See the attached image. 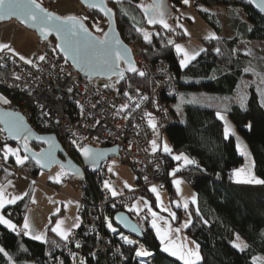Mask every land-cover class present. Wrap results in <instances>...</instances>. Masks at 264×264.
<instances>
[{
  "label": "trees",
  "instance_id": "trees-1",
  "mask_svg": "<svg viewBox=\"0 0 264 264\" xmlns=\"http://www.w3.org/2000/svg\"><path fill=\"white\" fill-rule=\"evenodd\" d=\"M76 1L78 3V0ZM41 3L48 7L47 4ZM143 3L144 0H122L119 3L117 0L109 1L110 7L116 13L122 39L129 46H140L148 63L154 66H169L177 80L176 95H162L176 121L167 128H163L159 123V128L161 136H167L174 153L185 154L195 162L182 167L178 173L196 191L197 202L191 204L184 212L179 209L174 224H179L182 213L187 212L191 217L186 234L199 244L201 260L197 264H256L254 258L257 255L264 257V185L238 184L234 181L235 172L233 179H229L231 169L235 168L236 171L243 164L244 158L238 151L235 138H225V124L218 118L217 113H225L230 117L249 145L255 174L264 180V57H252L237 48L241 40L264 41V15L257 13L247 0H189V4L200 9L203 19L219 32L222 29L219 15L205 12L202 8H227L230 12V28L234 35L231 38L225 36L204 39V51L187 67H182L181 56L174 45V41L186 38L182 31L165 28L158 22L149 24L141 13V21L135 22L124 16L119 9L121 4L140 6ZM167 4L169 10L174 13L187 6L183 0H168ZM86 11L85 21L91 28L96 23L106 22L98 12L87 9ZM169 15L165 21L170 26ZM144 32L151 34L150 43L144 39ZM51 41L55 45V40ZM217 48L219 52L216 51ZM57 55L63 59L58 53ZM116 81L117 88L112 94L120 105L118 116L125 117L135 113L149 126L152 139L154 130L148 123V118H152L151 112H155L157 116L158 112L155 102L149 99L157 80L151 79L147 73L141 77L130 72L124 79ZM180 97H183V121L174 107ZM137 104L139 107H136ZM123 105H127V108H122ZM148 113L151 116L147 115ZM37 131L47 134L38 129ZM5 143L15 145L8 139L0 141V156ZM29 145L31 150L35 149L33 151L42 148L38 144ZM159 153L165 160L169 174L177 162L170 153H165L161 148ZM21 155L24 156L22 152ZM121 162L133 167L136 183H140V170L130 162L122 159ZM40 172L30 159L20 165L16 163L13 155L8 160L0 158V175L3 180L17 173L36 178ZM5 173L8 174L5 176ZM103 184L104 179L100 173L93 175L82 194L87 200L94 201L97 199L99 187ZM166 187L174 202L177 193L172 182L169 181ZM141 195L146 196L151 204L155 205V197L150 189L142 191ZM28 204V199L20 201L5 209V214L20 226ZM107 210L112 217L122 211L120 207ZM149 222H144L141 228L142 242L155 253L150 264H184L163 250ZM51 229L52 223L48 227L45 243L23 235L19 228L17 231L20 234L17 235L16 232L0 225V248L8 254L0 253V264H50V260L64 254L66 244ZM237 236L246 242L245 250L241 251L233 246ZM90 240L92 245L94 237ZM132 253L133 248L124 252V256L129 258L127 264H133L130 259ZM88 264H107V261L104 258L90 259Z\"/></svg>",
  "mask_w": 264,
  "mask_h": 264
},
{
  "label": "built area",
  "instance_id": "built-area-1",
  "mask_svg": "<svg viewBox=\"0 0 264 264\" xmlns=\"http://www.w3.org/2000/svg\"><path fill=\"white\" fill-rule=\"evenodd\" d=\"M78 4V3H77ZM81 14H87L80 4ZM79 12V14H80ZM86 17V16H85ZM85 20V19H84ZM56 45L50 41H42L40 48L45 60L34 56L30 60H21L10 50L0 51V96L9 103L1 104L6 109L22 114L36 130L55 134L70 157L85 169L78 148L72 143L75 140L81 146L96 148H119L120 159L134 164L140 170L142 180L137 188L119 192L116 197L111 195L108 188L101 185L97 199L89 201L83 195L79 200L78 215L80 226L66 242L65 251L52 260L50 264H79L84 260L88 264L90 259L104 258L107 264H127L129 258L124 256L125 250L133 248L131 262L133 264H150L155 253L147 248L142 240L124 232L118 227L107 209L120 207L122 211L131 215L139 225L152 219L147 209L137 214L131 209L134 200L141 192L153 186L166 187L175 176L167 174L166 163L159 151L151 147V134L146 122L139 119L135 113L119 117V103L112 94L116 90L117 81L113 79L91 77L76 70L57 55ZM136 66L151 79H156V86L149 101H154L158 112V120L163 128H167L176 120L171 114L169 106L162 98L175 96L178 91L177 80L171 73L169 66L148 63L145 53L138 45L131 46ZM19 77V79H17ZM108 87H105V85ZM71 89V91H69ZM7 139L5 131L0 127V141ZM86 172V180L81 182L82 193L88 185L92 174ZM235 168L231 169L229 179H233ZM109 184L116 183L115 175L109 171L108 161L100 172ZM147 178V179H145ZM142 196V195H141ZM113 204L115 207H113ZM147 216V219L144 217ZM111 220L117 232L113 233L107 227ZM20 233L24 235V232ZM120 233L137 241L129 245L121 239ZM94 243L91 245V238ZM81 247L77 248L75 242ZM147 250L151 255L137 257L136 251ZM73 254L76 261H73Z\"/></svg>",
  "mask_w": 264,
  "mask_h": 264
},
{
  "label": "snow or ice",
  "instance_id": "snow-or-ice-1",
  "mask_svg": "<svg viewBox=\"0 0 264 264\" xmlns=\"http://www.w3.org/2000/svg\"><path fill=\"white\" fill-rule=\"evenodd\" d=\"M84 2L88 3L89 0H84ZM119 2L120 0H117V3ZM183 3L187 5L189 4V0H183ZM91 6L93 8H99L101 11H104L105 14L111 13L110 9L104 7V0H100L99 3H94ZM257 6L264 7V0H257ZM140 7H142L145 14L148 15L149 24H155L158 22L163 24L165 28L170 27L165 21L166 11L162 3L156 2V0H154L153 4L147 6L140 5ZM13 17L18 18L20 22L25 26L38 29L44 39H47L49 35L55 33L57 39L59 40V43L56 45V47L53 48V51L55 52L57 49H59V51L64 54L65 62H67L68 58H71L73 64H75L81 71H83L85 75L89 77V79H91L93 73L103 72L115 74L119 79H124L126 72L137 73L141 77L145 75L143 71H139L137 69L132 59L127 55L128 50L121 49L120 45L122 42L119 39L115 37H109L108 34H105L103 37L93 35V33L77 16L57 15L56 13L50 12L45 9L40 3L37 2V0H0V21L11 19ZM84 19H87V17H85ZM96 31L99 32L103 30L97 26ZM137 31L143 30L137 29ZM150 36V33L144 32V39L149 43L151 42ZM208 38L216 37L213 36ZM169 43L173 42L169 41ZM175 48L177 53H180L183 57L180 61L182 67H187V65L191 63V61L196 59L201 51H204L203 49H200L199 51L189 52L181 45H175ZM4 49H9L11 51L8 44H0V51H3ZM216 51L219 52L220 50L217 48ZM20 59L24 60L25 57L20 56ZM39 59L43 61L46 59V57L40 56ZM26 62L29 64L32 63L31 60H27ZM121 63L126 64L127 67L121 68ZM245 71H250V69H245ZM17 79H19V77H17ZM105 87H108V85L106 84ZM69 91H71V89H69ZM125 95H128V93H125ZM0 102L5 104L9 103V101L2 96H0ZM241 106L243 107V105ZM136 107H139V105L137 104ZM122 108L126 109L127 105H123ZM147 115L151 116L150 113H148ZM217 116L220 120L225 122V138H228L230 135H234V132L231 130L230 126L227 123L226 117L221 115L219 112L217 113ZM0 120H4L6 128L3 130L8 131L13 139H22L24 152H31V149L28 147V139L31 133L27 129H25L23 125V117L15 112H0ZM149 124L153 129L156 128V124L153 123L152 120H149ZM38 139L49 143V148L41 153L33 152L32 158L36 161V164L42 167H47L48 164L53 162L54 160V154L52 151L54 145L51 143V138L45 139L44 137H38ZM72 143L82 152L84 158L91 162L94 168L98 166L99 160L103 157L102 152H99L96 149L88 146H81L75 140H73ZM152 146L153 150L155 151L157 149L155 140L152 141ZM237 147L239 149L240 145L238 144ZM5 148V159H7L8 154L11 153L15 156L17 164L23 165L25 161L29 160L28 155H25L23 157L19 155L21 149H12L7 147V145H5ZM163 151L165 153L171 152V149L168 148L166 143L163 146ZM246 154V150L241 151V155ZM174 159L177 161L183 159L186 165L195 163L194 161L189 160L187 157H182L181 155L175 156ZM63 167L64 165L61 164V168ZM109 171H112V169L109 168ZM243 173V169H237L235 171L237 183L264 185V180L256 178L254 174ZM174 183L179 185L180 181L177 180ZM104 187L108 188L111 191V195L113 197H116L120 194L116 189L111 187L108 181L104 182ZM151 191L154 193L157 191L155 186L151 188ZM25 195H27V193H25ZM20 199H22V196H12L10 198H6L5 188L4 186L0 185V225L6 226L8 229L16 232L17 235L20 234L19 231H17V225H15L10 219H7L3 215V209H5L7 205L15 204ZM193 202H195V198H193ZM177 206H179V204H177ZM113 207H115L114 204ZM145 207H147L148 212L151 213V226L156 230V235L160 239L161 244L164 245L163 250L165 252H168L170 255L176 256L179 259L183 260L184 264H197V261L200 260L199 245H196L195 250L187 249L184 245H177L170 239L169 232L172 230L170 228L161 229V227L157 223V213L152 211L151 207L148 206L147 203L145 204ZM183 207L187 209L188 204L185 203ZM131 210L135 211L137 214H139V212L141 211L139 207H134ZM164 210L167 211V209ZM170 216L172 217V219H175L174 212H171ZM144 219H147V216H145ZM116 220L124 224L125 227L129 226L126 217H121L118 215L116 217ZM165 223H168V221H165ZM62 224L63 221L57 222L56 226L52 228L51 231L57 233L65 242H70L69 237L72 233V229L78 228L80 226L79 218H77V221L67 229L62 230ZM188 224H190V221L185 222L184 226L187 227ZM107 227L113 233H116L118 231L117 228L113 227L111 220L107 221ZM131 230L133 232H139V229L136 226H131ZM21 231H23L25 235H31L32 239L47 243L44 234H33L35 230L30 225L27 217H25ZM175 231L179 232L180 229L177 228L175 229ZM120 236L121 239L129 245L137 243V241L123 235V233H120ZM75 246L77 248L81 247L80 242L76 241ZM233 246L240 248L241 251L243 250V248L238 244H234ZM0 253L8 255L3 248H0ZM135 254L137 257H146L151 255V253L147 250H144L142 246L141 250L136 251ZM11 259L12 258L9 256V260ZM73 261H76L75 254H73ZM79 264H86V262L84 260H80ZM141 264H143V262H141Z\"/></svg>",
  "mask_w": 264,
  "mask_h": 264
},
{
  "label": "rangeland",
  "instance_id": "rangeland-1",
  "mask_svg": "<svg viewBox=\"0 0 264 264\" xmlns=\"http://www.w3.org/2000/svg\"><path fill=\"white\" fill-rule=\"evenodd\" d=\"M58 1L59 0H40V2L47 4L50 9L56 11L62 16L77 15L84 19L85 16L87 15L85 14V12H84V15L81 14L80 11H82V9L79 8L77 3L74 4L75 8L78 7L77 11H75L73 6H71V9L63 10L62 8H59L57 6L56 3ZM119 9L124 14V16H127L131 20L135 22L141 21V15H140L141 12L139 10V6H133L131 4H121L119 6ZM202 9L205 12L215 13L219 15V19L222 23L221 31L220 32L217 31L213 26H211L208 22H206L203 19V17L201 16L199 12L200 9L194 7L192 4H187V6L180 8L175 13L171 11V14L168 17L170 28L174 30L182 31L186 36V38L183 40L174 41V45H181L183 48H185L189 52H193V51H199L200 49L204 50L203 40L211 39L208 37L214 36L217 38V37L227 36L231 38L234 35V32L230 28V22H229L230 12L227 10V8L206 7ZM78 11L80 12V14ZM9 23H15L16 25L21 26V24L17 22L1 23L0 26L9 25ZM97 26L103 30L99 32L97 31V33L102 34L104 30L106 29L107 22L102 21L100 23H96L93 25L92 29L96 31ZM50 42L52 43L51 40ZM237 48L238 50L242 51L245 54L251 55L252 57H259V58L264 57V41H243L241 40ZM180 56L182 59L183 57L181 54ZM113 80H119V78H113ZM182 100H183V97H180L178 102L174 105V107L178 110L181 116V119L183 121L184 113L181 109L182 103H183ZM0 103L4 104L2 102ZM151 114H152V118L151 117L148 118V123H149V120H152V122L156 124V128L153 129L154 130L153 135H152L153 137L151 139L152 149H153V146H152L153 140H155L157 144L156 151H158L161 148V142H162V149L165 143L167 144L168 148L171 149V145H170V142L167 136L165 134L161 136L158 116L156 115L155 112H151ZM221 115L226 117L228 125L230 126L231 130L234 132L236 143L237 145L238 144L240 145V148L238 149L239 153L241 154V151H245V150L247 153L246 155H242L244 158V162L238 169H243L244 170L243 174L251 173V174H254L256 178L260 179L254 172V159H253V155L251 153L248 143L246 142L244 137L238 132V129L232 123V121L230 120V117L225 113H222ZM29 144L30 143H28V147H30ZM5 145H7V147L12 148V149H16V148L21 149V147L18 145H13L11 143H5L3 145L4 147L2 149V155L0 156L1 160L4 158V155H5V151H6ZM43 148L44 147L42 146L40 150L38 151L36 150L35 152H40ZM21 152H22V149L19 153V155L22 157ZM11 155H12L11 153L8 154L7 160L9 159ZM108 163H109V168L112 169L111 172L114 173L116 177V183L110 184L111 187L122 185V188H123L124 185H127L129 189L137 188L135 170L130 164L123 163L121 162V159L115 158V157L108 160ZM69 173L70 172L67 169L61 168L60 165H55L48 171H41L39 175L36 177V179L38 180V183H37L38 189L36 193L37 196L32 197V201H29L31 203H29L28 205L31 204L30 205L31 207H29L28 214L26 215V217L29 220L30 225L36 231L35 234H41L43 232L45 233V230H46L45 226L48 228V226L51 225L52 223V228H54L57 222L59 221H63V224L61 225L62 230L67 229L74 222L77 221V218H79V215L77 214L78 209H79V200L83 197L81 182L75 177L70 176ZM180 178H182L183 180H181L179 185L176 187L178 190V198H177L178 200H175L174 202L170 198V194H169L167 187L161 188L160 186H155V188L157 189L155 193L152 192L150 188V192L155 196L156 205H157L156 207L151 204V208L153 209L152 211L162 214V216L169 218L171 220L172 217L170 216V213L174 212L176 216L177 211L175 207L178 203H182V208H184L183 207L184 203H186L189 199L193 200V198H195V203L197 202L196 191L190 186V184L185 180L184 177L180 176ZM234 181L236 182V177ZM243 184H246V183H243ZM251 185H254V184H251ZM122 191H125V190L118 191V193ZM141 197L146 198V200H148L149 203H151V201L146 196H141V195L138 196L134 200V206L139 207L140 209L141 208L143 209V207H145L144 206L145 203H143L144 205L142 206ZM63 203H65V207ZM41 207H43V209ZM52 207H54L53 211H51ZM60 207H63V209L61 208L60 210ZM164 209H167V211H165ZM40 212L42 213L39 215ZM51 212L53 214L55 213V215L52 216L51 221L49 219L48 221H46L47 223H45V220H47L48 218H44V217L45 216L47 217L49 216V214H52ZM185 217H188V214L185 213L183 218ZM79 223H80V218H79ZM78 228H74V229L77 230ZM74 229H72V233L74 232L73 231ZM185 237H188V236H184V239H186ZM172 241H174V239ZM175 241L178 242L177 239H175ZM186 241H189V240H186ZM176 244L178 245V243ZM184 244L187 249H192V250H195L196 245H199L191 237H190V241L189 242L184 241ZM234 244L240 245L243 248V250L247 248L246 242L240 236L236 237ZM199 255L201 258L200 247H199ZM254 262L256 264H264V257L257 255L254 258ZM14 264H17V263L14 262ZM26 264H33V263H26Z\"/></svg>",
  "mask_w": 264,
  "mask_h": 264
},
{
  "label": "water",
  "instance_id": "water-1",
  "mask_svg": "<svg viewBox=\"0 0 264 264\" xmlns=\"http://www.w3.org/2000/svg\"><path fill=\"white\" fill-rule=\"evenodd\" d=\"M109 1H115V0H104V7H106L107 9H110L111 10V13L109 14H105L104 11H101L99 8H93L91 5L94 4V3H99L100 0H89L88 3H85L84 0H78V4H80L83 8L87 9V10H94L96 12H98L100 15H102L104 17V19L106 20L107 22V26H106V29L104 31V33L102 35H99L97 32H95L87 23L86 21L81 18L80 16H77V15H73V16H77L79 17L82 22L85 24V26L93 33V35L95 36H100V37H103L105 34H108L109 37H115L117 39H119L122 43L120 45L121 49H127V55L132 59L134 65L136 66V63H135V59H134V56H133V50H132V47L129 46L121 37L120 35V32L118 30V26H117V20H116V13L115 11L110 7L109 5ZM122 1V0H120ZM149 2L145 5H151L153 4L154 0H148ZM250 5L253 7V9L261 14V15H264V7H258L257 6V0H247ZM38 3H40L45 9H47L48 11L50 12H54L56 13L57 15H60L62 16L61 14L57 13L56 11L50 9L49 7H46L44 4H42L40 1L37 0ZM156 2H159V3H162L163 4V7L166 11V16L165 18L171 13V11L169 10V7H168V0H156ZM139 10L141 12V14L143 15V17L146 19V21L148 22V15L145 14L144 12V9L142 7L139 6ZM69 16V15H68ZM11 21H15L19 24H21L22 26H24L26 29L34 32L38 38L42 41H50V40H55V45H57L59 43V40L57 39L55 33L49 35L47 37V39H44L41 35V33L39 32L38 29H34V28H31V27H28V26H25L24 24H22L20 22V20L16 17H13L11 19H5V20H2L0 21V24L1 23H6V22H11ZM57 53L65 60L64 58V54L62 52L59 51V49H57ZM67 62L69 64H71L76 70H78L79 72L81 73H84L83 71H81L75 64H73L71 58H68L67 59ZM121 68H126L127 65L124 64V63H121L120 65ZM130 73V72H126L125 73V76ZM85 74V73H84ZM91 77H99V78H106V79H113V78H118L115 74H112V73H107V72H103V73H93ZM0 112H13V111H10L8 109H6L5 107L1 106L0 105ZM17 113V112H15ZM20 114V113H18ZM20 116L23 117V125L25 127V129H27L31 135L29 136V139H28V143L30 144H38L40 146H43L44 148L40 151V152H35L33 150H31V152H27L25 153L24 150H23V141L22 139H13L10 135V133L8 131H5L6 133V136H7V139L8 141L14 143L15 145H18L21 147L22 149V154L25 156V155H28L29 156V159L31 161H33V163L41 170V171H48L50 170L52 167H54L55 165H60L63 164L65 169H67L76 179H78L80 182H83L86 180V172L85 170H87V172L91 173L92 175H96L100 172V169L102 167V165L107 162L108 160H110L111 158H119L120 159V155H119V148L117 146H113V147H104V148H96V147H92V146H88V147H91V148H94L96 149L97 151L99 152H102L103 153V157L102 159L99 160L98 162V166L97 167H93V165L91 164L90 161L86 160L82 154V152L78 149V156L80 157L84 167L82 168L77 162H75L71 157L70 155L65 151V149L63 148L59 138L53 134V133H47V134H40L35 128H33L30 123L26 120V118L20 114ZM0 127L2 129H5L6 128V124L4 122V120H0ZM38 137H44L45 139H49L51 138V143L54 145V147L52 148V151H53V154H54V160L53 162L49 163L47 167H42L38 164H36V161L32 158V153L35 152V153H41L45 150H47L49 148V143H46L42 140H39ZM78 170V171H77ZM121 216V217H126L127 218V223H128V227H125L124 224L118 222L116 220V217L117 216ZM113 221L114 223L120 227L124 232L128 233V234H131L133 235L134 237L142 240L143 239V229L141 228V226H139L134 220L133 218L131 217L130 214H128L127 212H124V211H119L117 213H115L114 217H113ZM131 226H136L138 229H139V232H133L131 230ZM142 233V234H141Z\"/></svg>",
  "mask_w": 264,
  "mask_h": 264
},
{
  "label": "crops",
  "instance_id": "crops-1",
  "mask_svg": "<svg viewBox=\"0 0 264 264\" xmlns=\"http://www.w3.org/2000/svg\"><path fill=\"white\" fill-rule=\"evenodd\" d=\"M75 3H77L76 0H59L56 4H57V6L59 8H62L63 10L71 9V6H73V8L75 9V11H77L78 10V7L77 8L74 7V4ZM11 22H14V21H11ZM40 43H41V40L38 38V36L34 32L26 29L22 25L19 26V25H16L15 23H9V25H1L0 26V44H8L9 45V48L11 49V52L13 54H15L19 58H20V56H23V57H25L24 60H30L34 56H41L43 53H42V49L40 48ZM4 50H6V49H4ZM231 136H233L235 138L234 135H231ZM161 149H162V142H161ZM170 155H171V157L173 159H174L175 156L181 155L182 157H187L189 160H192L189 156H187L185 154H177V153H174L172 147H171ZM175 161L177 162V165L175 166V168L173 170H171L169 172V174L171 176L172 175L175 176V179H173L171 182H172V184H173V186L175 188V191H176L177 190L176 187L178 185L176 183H174V182L177 181V180H179V181L183 180L182 178H180V176L182 177V175H180L178 172H180V170L182 169V167L186 166V164L184 163L183 159H181L179 161H177V160H175ZM7 174L8 173H5L4 175L6 176ZM37 183H38V180L35 177L27 176V175L22 174V173H17L13 177H11V176L8 177L7 176L6 178H4V180L1 179V175H0V185L4 186V188H5L6 198H10L12 196H22V199L18 200L15 204H17L20 201L27 200V199L29 201H32V197H36L37 196L36 195L37 189H38ZM238 184H243V183H238ZM254 185H257V184H254ZM112 188L116 189L117 192L118 191H121V190L129 189V187L127 185H124L123 188H122V185L114 186ZM25 193H27V195H25ZM176 193H177V198H178V190H177ZM176 200H178V199H176ZM141 201H142L141 202L142 206L144 205L143 203H145V204L147 203V205L151 207V203H149L148 200H146V198L141 197ZM155 202H156V199H155ZM29 203H31V202H29ZM186 203L188 204L187 209L182 208V203H178L179 206L176 205V207H175L176 211L178 212V210L181 209V210H183L182 212H184V211L188 210L189 206L191 204H194L195 202H193L192 199H189ZM15 204L7 205L5 207V209H7L8 207H11V206H13ZM63 204H64V207H65V203H63ZM30 205L28 206L27 210L25 211V215H24L23 221H22V223H21L20 226H18L15 221H13L11 218H9L5 214V209H3V215L7 219H10L15 225H17V228H22V225L24 223L25 217L28 214V209H29V207H31ZM154 206L157 207L156 203H155ZM134 207L135 206H133V208ZM41 208L43 209V207H41ZM61 208L63 209V207H60V210H61ZM53 209H54V207H52V210L51 211H53ZM145 209L148 210L147 207H143V209L141 211H143ZM41 213L42 212H40L39 215ZM185 213H187V212H185ZM185 213H182L181 220L179 221V224L178 225H175L174 224V220L177 217V213H176L175 219H171V220L169 218H166V217L162 216V214L157 213V217H158L157 223L161 227V229L170 228L172 230V231L169 232L170 239L171 240L174 239V241H175V239H177L178 242H176V241L175 242L178 243V245L180 244V245H184V246H185L184 241L185 242H189L190 241V237L186 234V228L189 226V224H188L187 227H185L184 225H185V222H187V221H190L191 222V217L189 216V214H188V217L183 218V216H184ZM53 215H55V213L54 214L53 213L52 214H49V216H47V217L45 216L44 218H48L47 220H45V223H47L46 221H48L49 219L51 221V218H52ZM165 221H168V223H165ZM149 225L151 226V220L149 222ZM177 228L180 229L179 232H176L175 231V229H177ZM45 229H46L45 230V233L43 232L41 234H44L45 237H46V240H47L48 228L45 226ZM9 230H11V229H9ZM153 230H154V232L156 234V230L155 229H153ZM73 231H75V229ZM35 233H36V231H34L33 234H35ZM56 235L59 236L57 233H56ZM26 236L31 238V235H26ZM184 236H188V237H185L186 239H184ZM186 240H189V241H186ZM38 241H40V240H38ZM41 242H43V241H41ZM163 246L164 245H162V247ZM174 257L177 258V259H179L176 256H174ZM179 260H181V259H179ZM200 260H201V258H200ZM181 261L184 263L183 260H181ZM199 261H197V263Z\"/></svg>",
  "mask_w": 264,
  "mask_h": 264
},
{
  "label": "flooded vegetation",
  "instance_id": "flooded-vegetation-1",
  "mask_svg": "<svg viewBox=\"0 0 264 264\" xmlns=\"http://www.w3.org/2000/svg\"><path fill=\"white\" fill-rule=\"evenodd\" d=\"M149 1L148 0H144V3H143V5L145 6L147 3H148ZM95 31V30H94ZM105 31V30H104ZM95 32H97V31H95ZM104 33V32H103ZM102 33V34H103ZM102 34H99V35H102Z\"/></svg>",
  "mask_w": 264,
  "mask_h": 264
}]
</instances>
